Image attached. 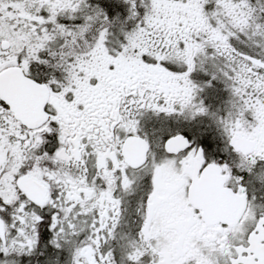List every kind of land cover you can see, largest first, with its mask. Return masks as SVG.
<instances>
[{
	"label": "snow or ice",
	"instance_id": "6c2138e0",
	"mask_svg": "<svg viewBox=\"0 0 264 264\" xmlns=\"http://www.w3.org/2000/svg\"><path fill=\"white\" fill-rule=\"evenodd\" d=\"M0 264H264V0H0Z\"/></svg>",
	"mask_w": 264,
	"mask_h": 264
}]
</instances>
